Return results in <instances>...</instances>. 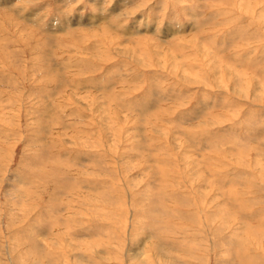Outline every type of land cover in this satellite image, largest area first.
Here are the masks:
<instances>
[{
	"label": "rangeland",
	"instance_id": "obj_1",
	"mask_svg": "<svg viewBox=\"0 0 264 264\" xmlns=\"http://www.w3.org/2000/svg\"><path fill=\"white\" fill-rule=\"evenodd\" d=\"M8 2L0 264H264V0Z\"/></svg>",
	"mask_w": 264,
	"mask_h": 264
},
{
	"label": "bare ground",
	"instance_id": "obj_2",
	"mask_svg": "<svg viewBox=\"0 0 264 264\" xmlns=\"http://www.w3.org/2000/svg\"><path fill=\"white\" fill-rule=\"evenodd\" d=\"M12 1H13V0H10V2H8V3L10 4ZM9 4H8V5H9ZM11 4H12V3H11ZM22 4H23V3H22ZM6 5H7V4H6ZM8 5H7V6H8ZM102 20H103V19H102ZM89 187H90V186H89ZM34 216H35V215H34ZM37 230H38V229H37ZM41 231H42V230H41ZM41 231H40V232H41ZM43 233H44V232H43ZM40 234H41V233H40ZM67 234H68V233H67ZM42 236H43V235H42ZM64 238H65V237H64ZM71 241H72V240H71ZM57 243H58V241H57ZM68 243H69V242H68ZM34 245H35V244H34ZM37 245H38V244H37ZM70 245H71V244H70ZM87 249H88V248H87ZM88 250H89V249H88ZM42 256H43V254H42ZM77 259H82V260H84L82 257H79V258H77ZM89 259H90V258H89ZM89 259L87 258V260H89ZM91 260H92V258H91ZM105 262H106V261H105Z\"/></svg>",
	"mask_w": 264,
	"mask_h": 264
}]
</instances>
